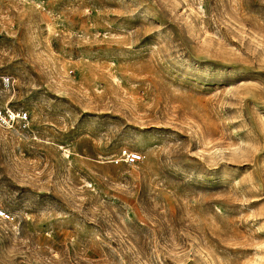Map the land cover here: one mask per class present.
<instances>
[{
  "label": "rangeland",
  "instance_id": "1",
  "mask_svg": "<svg viewBox=\"0 0 264 264\" xmlns=\"http://www.w3.org/2000/svg\"><path fill=\"white\" fill-rule=\"evenodd\" d=\"M0 73V264H264V0H0Z\"/></svg>",
  "mask_w": 264,
  "mask_h": 264
},
{
  "label": "built area",
  "instance_id": "2",
  "mask_svg": "<svg viewBox=\"0 0 264 264\" xmlns=\"http://www.w3.org/2000/svg\"><path fill=\"white\" fill-rule=\"evenodd\" d=\"M10 85V76L0 73V128L6 130L26 129L29 126V115L23 109H16L3 100L5 92ZM127 163H135L142 160L143 156L127 149L122 152ZM0 218L10 219V215L0 208Z\"/></svg>",
  "mask_w": 264,
  "mask_h": 264
}]
</instances>
